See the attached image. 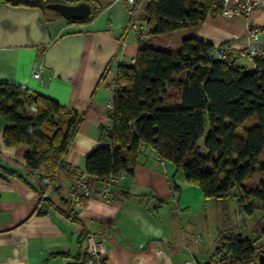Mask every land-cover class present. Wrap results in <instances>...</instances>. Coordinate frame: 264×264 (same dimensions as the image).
I'll return each mask as SVG.
<instances>
[{
	"label": "crops",
	"instance_id": "obj_1",
	"mask_svg": "<svg viewBox=\"0 0 264 264\" xmlns=\"http://www.w3.org/2000/svg\"><path fill=\"white\" fill-rule=\"evenodd\" d=\"M61 1L88 3L93 17L70 23L49 9L0 3V85L29 89L83 117L65 167L44 186L28 173L26 147L5 145L8 123L0 115V264H82L88 237L105 242V264H211L224 250L219 207L149 146L142 148L134 174L111 187L114 200L96 181L81 207L73 209L68 195L111 123L108 103L119 66L134 64L145 46L177 51L188 37L214 47L230 44L238 56L249 44L250 26L262 29L258 43L264 47V11L248 18L209 16L197 28L141 40L144 16L132 18L121 3ZM169 101L179 104L178 94ZM261 213L264 223V206ZM244 220L232 224L234 232L257 240L262 254V222L245 232Z\"/></svg>",
	"mask_w": 264,
	"mask_h": 264
},
{
	"label": "trees",
	"instance_id": "obj_2",
	"mask_svg": "<svg viewBox=\"0 0 264 264\" xmlns=\"http://www.w3.org/2000/svg\"><path fill=\"white\" fill-rule=\"evenodd\" d=\"M216 1L148 0L144 15L146 36L197 28L209 16L220 15ZM1 2L42 10H47L50 3H66ZM214 49L209 43L188 37L177 51L142 47L134 64L117 68L111 123L102 129L101 145L86 159L85 172L90 180L105 183L119 173L133 175L142 148L149 146L160 160L182 171L186 181L197 186L219 209L232 198L249 216L262 209L264 60L256 59L251 65L233 52L219 60ZM176 93L179 104L175 105L169 100ZM0 115L8 123L5 145L26 147L28 173L42 185L50 184L65 167L64 157L83 117L15 85H0ZM207 125L210 130L204 146L208 155L204 156L199 143ZM256 172L263 179L259 186L245 185ZM235 189L237 194L233 193ZM70 211L68 216L75 220L73 210ZM227 213L224 209L219 214L221 248L232 254L231 264L256 262L260 255L257 240L236 234Z\"/></svg>",
	"mask_w": 264,
	"mask_h": 264
},
{
	"label": "built area",
	"instance_id": "obj_3",
	"mask_svg": "<svg viewBox=\"0 0 264 264\" xmlns=\"http://www.w3.org/2000/svg\"><path fill=\"white\" fill-rule=\"evenodd\" d=\"M116 3L123 4L132 18L138 15L144 16L148 0H114ZM216 8L219 10L221 16L231 19L234 17L248 18L253 12L258 10L264 11V0H217ZM262 29L258 27H248L247 37L249 44L244 49L238 51L239 57L246 63L253 65L256 59L264 60V47L258 43ZM140 39L146 38V29L140 26ZM233 46L224 44L216 46L214 55L219 60H225L230 53L233 52ZM34 78H40V72L34 73ZM116 81H113V89L115 90ZM108 107H112V102L108 103ZM124 179V174L119 173L111 176L105 182V196L109 200H114L111 193V187L116 185L119 181ZM94 182L89 179L86 173H81L76 185H74L68 195V201L72 208L77 209L81 207L84 198L88 197L94 192ZM106 253L105 242L101 239L88 237L84 247V262L82 264H105L103 256ZM232 254L228 250H224L217 254L211 264H231Z\"/></svg>",
	"mask_w": 264,
	"mask_h": 264
},
{
	"label": "rangeland",
	"instance_id": "obj_4",
	"mask_svg": "<svg viewBox=\"0 0 264 264\" xmlns=\"http://www.w3.org/2000/svg\"><path fill=\"white\" fill-rule=\"evenodd\" d=\"M182 33V32H180ZM249 126L251 125H254L253 123H249L248 124ZM209 130H210V126L207 125V128H206V133L204 135V137L200 140V147H201V153L204 155V156H207L208 155V152L207 150L205 149V146H204V143H205V138L206 136L208 135L209 133ZM264 159V157H263ZM183 173V172H182ZM263 181V179L260 177V174L259 172H256L254 177L251 179V180H247L245 182V185H248V186H252V187H257L259 186V184ZM234 194H237V189H235L233 191ZM246 203V201H245ZM227 213V216L230 218L231 220V225L232 224H237V219L239 218V220H244L246 221V224H247V227L244 229V231L246 232L247 229H250V227H256L257 223H261L262 226H264V223H263V220H262V213H261V210H257L256 214H255V217H253V219L250 218V216L247 214L246 212V209L245 208H240L239 207V203L236 199L232 198L228 201V203L226 204V206L224 207H221L219 210H224ZM239 221V222H240ZM240 226H241V223H240ZM237 229V228H236ZM242 229V227H241Z\"/></svg>",
	"mask_w": 264,
	"mask_h": 264
},
{
	"label": "water",
	"instance_id": "obj_5",
	"mask_svg": "<svg viewBox=\"0 0 264 264\" xmlns=\"http://www.w3.org/2000/svg\"><path fill=\"white\" fill-rule=\"evenodd\" d=\"M47 8L58 13L67 21H83L93 16L91 6L85 2L78 4L50 3ZM258 261L259 264H264V254L259 255Z\"/></svg>",
	"mask_w": 264,
	"mask_h": 264
}]
</instances>
